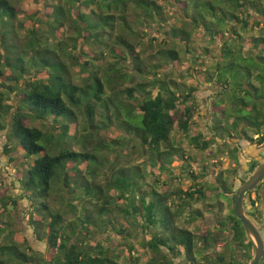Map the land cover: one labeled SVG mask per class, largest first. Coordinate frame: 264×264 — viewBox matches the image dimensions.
Returning <instances> with one entry per match:
<instances>
[{
    "label": "trees",
    "instance_id": "1",
    "mask_svg": "<svg viewBox=\"0 0 264 264\" xmlns=\"http://www.w3.org/2000/svg\"><path fill=\"white\" fill-rule=\"evenodd\" d=\"M54 1L49 16L50 21L47 23L49 30L39 32L37 28H29L24 42L21 43L17 41L13 29L14 22L18 20V10L10 0H0V130H4L8 125L5 135L7 152L11 151L16 143L22 149L24 156L35 157L27 171L22 174L23 179L20 181L24 189L30 192L29 198L48 197L57 174L58 180L55 181H60L63 187L69 188L70 185H74L83 191V198L80 199L83 208L86 210V204H91L92 213L94 212L99 222L91 218L92 213L89 215L84 213L80 218L82 230L77 231V226L73 225L72 221L65 223L61 221L60 211L51 212L45 202L41 203L50 220L43 223L44 216H41L40 221L34 220L36 226L33 230L41 240L46 241L52 251L54 250L50 255L51 259L46 260L44 256L39 258L36 255L34 257L31 254L34 250L30 246L21 248L14 241L13 232L9 228L0 227V234L5 235L0 241V264H117V261L109 255L111 251L109 247H104L101 243L91 247L87 238L92 233V227L98 224L106 231L109 230V226L113 227L109 216L114 208H117L132 226H139L142 231L148 229L154 231L158 226L162 227V234L148 232L150 238L144 242V245L155 253V257L148 264H154L153 262L157 260V264H173L174 258H182L184 264H249L254 252L252 244L240 221L234 215L233 209L226 215L223 228L219 227L218 222L212 230L202 227L201 232L194 233L176 222L182 214H186L190 222L201 216L200 210L193 207V202L206 198L207 194L194 172L189 173L194 181L190 189H180L169 196L158 189L163 182L162 178L165 177L162 173L167 174L165 170L167 166L161 165V162L166 160V154L175 156L177 152L170 143V132L174 124L180 121V128L188 134L193 115V107L188 105L193 89L179 96L176 93L177 87L159 77L161 73L157 68L161 64L151 65V69L146 70L140 52L135 51L136 46H140L137 40L141 32V29H136L135 26L142 28L145 23H156L158 26L166 23L167 20L163 18V6L156 0ZM180 3L183 5V10L188 11L191 7L194 13L190 22L183 19L181 26L172 27L167 33L168 39L170 38L174 44L176 40L189 41L192 32L187 30V27L197 28L199 24L207 29L212 38L213 36L228 37L230 41H235L240 35L232 31L233 28L231 32L227 31L223 21L229 23L233 19L237 20L238 23H242L243 30H246L250 23L249 19L253 18L249 9H246L247 5L260 16L255 24L263 23L264 26V8L256 0H217L216 2L193 0L190 3L187 1ZM225 3L228 4L227 7L224 6ZM200 9L203 10L202 15L197 13ZM239 10L240 13L246 12L248 19L240 20V16L236 13ZM129 14L134 15V21L129 22ZM66 27L71 32L70 35H66L63 39L57 38L56 31ZM128 36L133 37L132 42L128 40ZM109 41H112V45ZM255 42L262 71H259L261 67L247 70L250 75L251 71L257 70L256 81L261 86L248 84L247 87V83L243 84L240 79H233L236 81L233 90L237 91L233 106L248 109L249 113L246 117L227 111L224 105L226 98L221 97V106L214 103L217 106L215 111L219 109L220 115L213 114V119L217 121L215 124L213 120L212 130L217 134L219 129L221 134L218 136L222 137V140L228 136L231 138L243 136L257 145L264 140V37L256 38ZM81 45H102V50L95 53L105 55L108 51L119 62L111 63L103 72V76H100L99 67L94 68V64H91L97 56L93 55L83 60V53L79 48ZM118 47L120 51H115ZM233 47L241 48L235 43ZM159 54L167 63L179 59L178 51L174 46L160 49ZM127 56L130 58L129 61ZM66 57L69 60H65ZM130 61L133 72L128 73L125 72L122 62ZM71 65L79 66L82 71L91 66L93 71L86 79L89 81L83 85L73 83L69 71ZM40 70L48 71L46 79L35 77L25 79L26 75H36ZM150 74L152 77L148 78ZM136 75L141 78L147 77L146 81H135ZM22 81L23 83H20ZM128 81L135 84L122 89L121 85ZM154 88H158V91L152 96ZM250 91L256 92V95L250 103H246L240 95H248ZM13 93H17L19 99L15 105H10L9 101L12 100ZM178 110L183 111L184 119L177 116ZM79 113L86 118L83 119L87 126H83L82 131L86 133L85 140L88 143L81 144L78 150L74 147L63 148L65 138L78 136L71 137L68 133V124L77 122ZM7 117H10V122H7ZM49 117L53 118L55 124L65 119L62 121L66 122L60 123L57 127L60 129L59 135L53 133L51 128L42 129L26 124L28 120L44 121ZM97 118L99 120H96ZM111 122H117L118 127L125 128L132 142L138 143L142 151L148 155V159L144 161L150 162V164L146 163L149 165L147 173L142 171L140 165L129 164L128 161L115 169V159L122 158L124 154L122 151L120 156L118 151L113 155L109 152L104 161L99 160L98 156L101 152L97 153V151H105L106 149L103 148L107 145L100 147L101 143H92V139L96 138L100 130L110 126L108 124ZM250 132L252 135L248 134ZM261 133L263 136L253 137ZM201 137L200 133L192 135L191 146L198 150H206L213 141L202 140ZM109 141L114 145L120 143L123 148L126 146L119 139ZM162 143L168 146L162 149ZM89 145H91L90 149ZM56 148L58 151L53 155L50 154ZM235 152L236 148L232 150V153ZM233 158L236 160L235 155ZM93 161H100L101 165L92 169L89 164ZM84 163L90 168L87 170L88 177L87 179L80 177L81 180L78 182L67 172V168L68 165L74 164V169L80 174L81 169L78 166ZM258 166V162L252 161L248 169L249 175ZM155 167L160 172V177L151 178L149 182L147 176L155 175ZM104 168L107 169L108 174L101 173ZM223 174L221 172L217 176V181L224 187L226 180ZM99 175L108 176L105 186L97 183L96 178ZM143 184H146L147 188H144ZM258 187L259 185L255 189ZM224 190L227 192L225 187ZM31 194L34 196L31 197ZM260 194L257 198L262 197L263 200L264 191H260ZM172 195L174 196L171 197ZM171 198L174 201L168 202ZM257 198L251 200V205L257 208L259 214L261 206L256 205ZM7 200H10V197L0 198V205L4 209L7 207ZM11 200L16 204L15 200ZM35 211L40 210L35 207ZM42 223L43 231L39 235L37 224ZM229 225L230 230H228ZM118 231L123 233L125 230ZM219 234H223L224 237L219 238ZM230 234L232 238L229 241ZM130 236L129 234L128 237ZM198 242L201 247H198ZM217 245L222 251H213L210 254L206 252L208 248ZM163 247L166 252L161 250ZM130 249L133 251L135 247L130 246ZM259 264H264V255Z\"/></svg>",
    "mask_w": 264,
    "mask_h": 264
},
{
    "label": "rangeland",
    "instance_id": "2",
    "mask_svg": "<svg viewBox=\"0 0 264 264\" xmlns=\"http://www.w3.org/2000/svg\"><path fill=\"white\" fill-rule=\"evenodd\" d=\"M10 1L18 10V20L13 24V29L17 35L16 39L18 42H24L26 32L29 28H37L39 32L49 30V25L47 23L50 21L49 16L53 10V5L55 3L54 0ZM156 1L163 6V18H165L167 22H164L161 26H158L156 23H145L142 28L135 26L136 29H141L140 38L137 40V42L140 43V46H136L135 51L140 52V57L143 59V64L146 70L151 69V65L156 66L161 64V66L157 68L158 72L161 73L159 77L161 79H166V81H169L172 85L177 87L176 93L179 96L188 92L189 88L193 89L192 92L194 91L188 102V105L192 106L194 111L192 119L189 123L190 131L188 134H185L179 126L180 121L174 124L173 129L170 132V143L173 145V149L177 152L175 156H170L169 153L166 154V160L161 162V165L163 164L164 166H167L165 169L167 174L162 173L165 177L162 178L163 182H161V186L158 189L161 192L164 191L168 196L170 194H174V192L179 191L180 189H190L193 187L194 181L189 173L190 171L194 172L196 176L199 177L198 180L203 184V190L207 194L206 198L193 202V207L200 210L201 216L195 221L190 222L187 215L182 214L176 222L179 226L191 229L194 233L201 232L202 227L212 230L218 222L219 227L223 228V225L226 222V215L231 211V209H233L234 203L232 196L237 188L236 185L241 183V179L250 176L248 169L252 161L260 163V161L264 159V146H259L255 142L245 139L243 136L240 138H231L228 136L225 137V140H222V137L218 136L221 134L219 129L217 134H215L216 132L212 130L213 103L211 100L212 97L209 96L211 93L216 92V90L218 91V87L215 84H208V81L210 80H207V75L208 71H210V73L212 72L214 59L220 55L221 59H218L215 66V72L218 75V80L225 81L226 77L231 79L229 82L230 94L226 95V93H223V98H226L224 100L226 101L224 102V105L230 113L236 112L237 114L246 117L249 113L248 109H241L242 107L240 105L239 106L241 108L233 106L237 96L235 95L237 91L233 90L235 88L236 81H232V79H240L242 83H247V87L248 84L255 87L258 85L256 81L257 70L251 71L252 74L250 75L249 70L247 69L261 67L259 68V71H262V64H260L261 61H259V59H255L256 54H254L255 58H252L246 50L258 49L255 47V39L260 36L264 37V26H257L253 21V18L249 19L250 23L246 30H243L242 23L234 24V22H231V24L223 21L226 28L229 24L230 26L234 25L232 27V31L236 33L238 31L240 37H237L233 42L227 37L222 44V40L218 36L213 39L207 32V29H205L202 24H199L197 28L187 27V30L192 32L191 39L189 41L180 42V40H176V44H174L170 38L168 39L169 35L167 33H169L172 27L181 26L183 19L190 22L191 16L194 13L191 7H189L188 11L183 10V5L180 2L187 1V3H190L193 0ZM212 1L216 2L217 0ZM256 2L260 3L264 8V0H256ZM224 6L227 7L228 4L225 3ZM246 9H249V12L253 17L256 16L258 18L259 14L256 13L255 10L251 9L250 6L247 5ZM197 13L202 15L203 10H197ZM236 13L244 20L248 19L246 12L240 13L239 10V12ZM128 20L129 22L134 21V15L129 14ZM218 22L221 24L220 21ZM70 33L71 32L68 30V27H66L57 30L56 36L59 39H63L66 35H70ZM8 37L11 38V36ZM128 38L129 41H133L132 36H128ZM109 43L112 45V41H109ZM234 43L237 47L240 46L244 49L242 56H240L239 53H234ZM173 46L178 51L179 59L174 62L167 63L165 62V59L160 56L159 50L167 49ZM79 48H81L80 50L83 53V60H87L93 55L97 56L95 57L97 59H94L91 64H94V68L99 67L101 73L100 76H103V72L111 63L119 62V60L113 57L108 51H106L105 55L95 53V51L102 50V45H81ZM115 51H120V48L118 47ZM127 58L129 61V56H127ZM67 59L68 58L66 57L65 60ZM122 65L125 66V72H133L131 61L122 62ZM218 65L222 68L218 69ZM116 66L119 67V65ZM92 69L93 68L89 66L86 70L82 71L79 66L71 65L69 69L71 81L75 84L83 85L89 81L86 79L88 74L93 71ZM258 73L261 74V72ZM33 77L37 79H46L48 77V71L40 70L36 72V75H26L25 79ZM151 77L152 74L148 75V78ZM146 78L147 77L141 78L136 75L135 81H146ZM20 83H23V81ZM133 84H135V82L131 83L128 81L121 85V88L131 87ZM258 86L260 87L261 85ZM118 87L120 89V86ZM157 91L158 88H154L152 90V96H155ZM220 92H223L222 87H220ZM135 94L138 95L137 93ZM250 94H242L240 97H242L243 101L246 103H250L252 98L256 95V92L254 93L253 91H250ZM11 97L12 100L9 101V103L10 105H15L19 99L18 94L13 93ZM220 99L221 96L213 98L215 105L222 103ZM131 102L135 104L134 101ZM214 110L216 109L214 108ZM177 116L181 119H184L185 117L183 116V111L181 110H178ZM83 118L86 120V118L79 113L77 115V122H71L68 124V133L71 134V137L72 135L78 136L77 138H65L66 142L63 140L65 145L63 148L74 147V149L78 150V148H81V144L84 143V145H86L88 143L85 140L87 139V136H85L86 133L82 131V127L87 126ZM52 119V117H49L44 121L28 120L26 121V124L40 127L42 129L51 128L53 133L59 135L60 129L57 127L60 123H64L66 121H62L65 119H61V121L59 120V122L55 124ZM6 120L7 122H10V117H7ZM96 120H99V118ZM216 121L217 120H214L215 124ZM108 125L110 126L100 130L99 133L96 134V138L92 139V143H101V145H99L100 147H104L105 144L107 145V147L103 148V150L106 149L105 151H97V153L101 152L100 156H98L99 160L101 162L104 161L105 156L109 152L113 155L115 151H118L119 155L122 151L124 153L122 158L115 159V169H117L120 165H124L126 161H128L129 164L140 165L142 171L147 173L149 170L148 164H150V162H144L146 158L148 159V155L142 151L140 145L136 142H132L129 132L125 128L118 127L117 122H111ZM7 129L8 125L4 130H0V198L10 197V200H7L8 204L6 209L0 205V227L4 229L9 228V230L13 232L14 241L18 243L21 248L25 249L30 246L34 250L33 253H31L34 257L35 255L39 258L44 256L46 260H49L51 259L50 255L54 250L52 251L46 241L41 240L33 230V227L36 226L34 220L40 221L42 218L41 216H44L43 223H47L50 220L46 211L42 208L41 203L45 202L51 212L60 211L62 213L61 221L63 223L72 221L73 225L77 226V231L82 230L80 228L82 225L80 222L81 216L84 213L88 215L91 214L93 206L87 203V208L85 210L82 202L80 201V199L83 198V191L74 185H70L69 188L63 187L60 181H55L58 180V178H56L57 174L53 179L54 182L51 181V183L53 182V189L48 197H35L31 194V197H34L29 198L30 192L24 189L20 181L23 179L22 174L27 171L35 157L31 156L27 158L24 156L22 149L16 143L13 145L12 150L7 152L5 150V135ZM199 133L202 135V140L210 139L213 141L206 150H198L191 146L190 137ZM248 134L252 135L251 132ZM68 135L67 137H69ZM114 139H119L121 142H124L126 149L123 148L120 143H116L115 146L109 141ZM127 144L129 145L127 146ZM167 146L162 143L161 148L163 149ZM88 148L90 149L91 145H89ZM234 148H236V152L232 153ZM57 151L58 149L56 148L52 150L50 154L53 155ZM234 155L236 160L233 158ZM100 161H93L89 164V167L92 169L97 168L101 165ZM73 166L74 164H70L67 168V172L70 173L71 177L77 179L78 182L81 180L80 177L87 179V170L90 169L87 164L84 163L78 166L81 169L80 174L76 172ZM154 172L155 175L153 174L152 176H147V181L150 182L151 178L160 177V172L156 167L154 168ZM221 172L225 175L224 177L226 182L224 187L227 189V192L224 190L223 185L217 181V176ZM101 173L108 174L109 172L106 168H104L101 170ZM107 177L108 176L99 175L96 178L97 183L105 186L108 182ZM149 182L146 184L148 185ZM146 184H143L144 188H147ZM258 185L260 188L259 191H264V177ZM111 193L113 194V192ZM173 196L174 195L171 197ZM261 198L262 197L256 199V205L258 207L262 206L263 208V222H260L262 221L260 216H258V218L256 217L257 221L255 222H258L259 226L264 229V198L263 200H261ZM11 199L15 200L16 204L12 203ZM176 199L177 198H175V200ZM253 199H255L254 191H252L250 195H245V213H247V210H253L251 205V200ZM171 201L174 200L172 198L168 199V202ZM83 203H85V201ZM35 207L40 211H35ZM109 217L113 223V225H111L113 227L109 226V230L107 231L101 229L100 224L92 227V233L87 236L89 245L94 247L97 243H101L104 247H109L111 249L109 255L117 261V264H148V262L155 257V253L149 250V248L144 245V242L150 238L148 232L152 234H162V227L158 226L154 231L149 229L142 231L139 226H132L128 219L124 218L122 213L119 212L117 208L113 209V213ZM91 218L96 222H99L98 219H96L97 216L94 215V212L92 213ZM43 223L37 224L39 235L42 234ZM119 229H124L125 231L120 233L118 231ZM129 234L131 235L130 237H128ZM4 237L5 235L0 234V241H2ZM222 237H224V235L219 234V238L222 239ZM261 237L264 242V230L261 231ZM198 244V247H201L199 242ZM130 246H134L135 249L132 251ZM161 250L166 252L164 247L161 248ZM213 251L220 252L222 251V248L217 245L214 248H208L206 250L208 254ZM172 260L173 264H184V262H182V258H174ZM157 262L154 261L153 263L157 264Z\"/></svg>",
    "mask_w": 264,
    "mask_h": 264
},
{
    "label": "water",
    "instance_id": "3",
    "mask_svg": "<svg viewBox=\"0 0 264 264\" xmlns=\"http://www.w3.org/2000/svg\"><path fill=\"white\" fill-rule=\"evenodd\" d=\"M264 177V159L260 161V165L253 174L237 189L234 193L233 212L236 218L240 221L247 237L251 241L254 251L253 257L249 264H259L260 259L264 255V242L256 229L252 220L247 216L243 208L245 194L255 188Z\"/></svg>",
    "mask_w": 264,
    "mask_h": 264
},
{
    "label": "flooded vegetation",
    "instance_id": "4",
    "mask_svg": "<svg viewBox=\"0 0 264 264\" xmlns=\"http://www.w3.org/2000/svg\"><path fill=\"white\" fill-rule=\"evenodd\" d=\"M259 18H260V16H258V18L256 17V16H254L253 17V21L255 22L256 21V19H258L259 20ZM239 19L240 20H242V17H239ZM227 22V21H226ZM231 22H234V24H237L238 22H237V20H231V21H229V23H231ZM232 24V23H231ZM260 26L259 27H263V23H260L259 24ZM234 25H232V26H230V24H229V26L227 27V31H229V32H231V29H232V27H233ZM258 26V25H257ZM236 33V32H235ZM237 34H238V31H237ZM216 36H213V39L215 38ZM237 37V36H236ZM221 40H222V44H223V41L224 40H226L227 39V37L225 38V37H223V38H220ZM226 44V43H225ZM234 50V53L236 54V52H239V55L240 56H242V53H243V51H244V49L243 48H234L233 49ZM246 52L247 53H249V55L251 54V57L252 58H255V56H254V54H256V58L255 59H258V57L259 56H257V55H259L258 53V51L255 49V50H246ZM221 59V57H220V55L219 56H217L215 59H214V64L212 65V72L210 73V71H208V75H207V78H211V79H207V80H210V81H208V84H215L217 87H218V91L216 90V92H214V93H211L210 94V96L209 97H212L211 98V100H212V103H213V109H212V113L214 114H217V115H220V112H219V109H218V111L216 112L215 110H214V108L217 110V106H215L214 105V100H213V98H218V97H223V93H226V95L227 94H230V90H229V88H230V86H229V82L231 81V79H228V77H226V80L224 81V80H218V75L216 74V72H215V66H216V62L218 61V59ZM258 63V62H257ZM217 68L218 69H220V68H222L221 66H217ZM242 68V67H241ZM228 75V74H227ZM232 81H234L233 79H232ZM221 82V83H220ZM243 84H246V83H243ZM210 87V86H209ZM220 87H222L223 88V92L221 93L220 92ZM245 87H246V85H245ZM189 89H191V88H189ZM189 89H188V91H189ZM246 89H247V87H246ZM210 90V89H209ZM187 93V92H186ZM194 93V91L192 92V94ZM224 102H226V101H224ZM219 106V105H218ZM220 106H221V104H220ZM213 110H214V112H213ZM192 113H194V111H193V109H192ZM214 117H212V119H213ZM214 120V119H213ZM260 136H263V133H261V134H259V135H255L254 137H256V138H259ZM223 142H225V141H223ZM259 146H264V140L262 141V143L259 145ZM259 165H260V163H259ZM253 174V173H252ZM251 174V175H252ZM250 175V176H251ZM249 176V177H250ZM249 177H247V178H245V179H241V183L238 185H236L237 186V188H236V190H235V192L237 191V189L249 178ZM257 187V186H256ZM255 187V188H256ZM255 188H253L252 190H250V191H248L245 195H250L251 193H252V191H254V193H255V198H257V195L259 196V195H261L260 194V191H259V187L257 188V189H255ZM256 190H258V191H256ZM234 192V193H235ZM234 193H233V196H234ZM233 196H232V198H233ZM245 197V196H244ZM233 203H234V198H233ZM234 205V204H233ZM243 208H244V211L246 210V208H245V206H244V201H243ZM253 210H251V211H248L247 210V216L252 220V222L254 223V225H255V227H256V229L258 230V232L260 233V235H261V231H263L264 229L263 228H261L260 226H259V223L258 222H255V221H257V219H256V217L258 218V216H260L261 217V219H262V221H260L261 223L263 222V208H262V206L260 207V211H259V214H258V210L257 209H255V208H252ZM243 228V227H242ZM228 230H230V225L228 226ZM244 230V229H243ZM247 236V235H246ZM231 238H232V236H231V234L229 235V237H228V240L230 241L231 240Z\"/></svg>",
    "mask_w": 264,
    "mask_h": 264
}]
</instances>
